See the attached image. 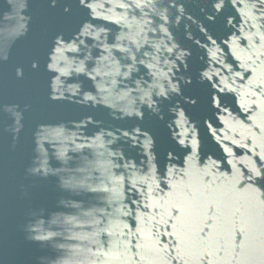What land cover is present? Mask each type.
Here are the masks:
<instances>
[{"label":"water","instance_id":"1","mask_svg":"<svg viewBox=\"0 0 264 264\" xmlns=\"http://www.w3.org/2000/svg\"><path fill=\"white\" fill-rule=\"evenodd\" d=\"M0 264H264V0H0Z\"/></svg>","mask_w":264,"mask_h":264}]
</instances>
